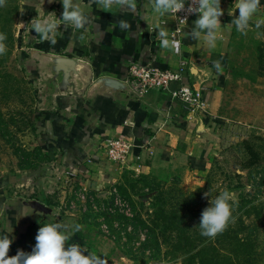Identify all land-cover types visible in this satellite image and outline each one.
<instances>
[{"label":"crops","instance_id":"obj_1","mask_svg":"<svg viewBox=\"0 0 264 264\" xmlns=\"http://www.w3.org/2000/svg\"><path fill=\"white\" fill-rule=\"evenodd\" d=\"M73 2L94 17L93 23L80 30L61 24L57 43L51 45L40 41L30 22L38 15L45 18L49 12L61 18V0H22L20 31L27 39L19 45L26 55L24 60L31 64L29 67L42 75L43 107L39 125L43 130L41 141L51 164L67 171L79 166L91 188L99 189L121 176L123 168L106 155L104 144L108 137L125 135L147 145L138 152L141 158L132 162L134 171H153L181 164L198 167L203 164L206 152L205 131L212 128L218 131L216 125L230 121L233 105L228 106L224 97L232 81L241 78L250 81L249 87L254 90L251 92L261 94L263 91L264 95V79L259 78L257 89L253 80L258 77L254 71L237 75L232 68L237 55L243 54L244 42L255 49L262 40L257 37L254 21L264 15V0H260L261 9L248 30L250 38L244 42L238 39L241 33L235 26L223 27L234 18L229 11H235V0H221L224 15L220 17L221 38L215 48L207 46L203 36L195 40L189 35L198 17L184 25V54L192 62L195 79L204 80L207 85L209 113L205 116L188 113L179 100L172 98L170 90H152L143 97H134L126 81L130 65L149 57L161 66L178 65V56L160 48L156 38L157 24L169 32L175 26V18L170 13L164 16L155 13L151 0H135L134 11L119 7L104 10L91 0ZM235 15L238 17V9ZM120 20L127 21L129 27L122 30ZM62 59H69L70 63L65 64ZM216 61L220 62L222 74L214 67ZM257 61L256 54L252 64ZM53 167L48 168L49 171L52 172ZM43 174L45 171H41ZM19 178L21 186L29 181L27 173L21 172ZM5 187L0 186V236L8 235L13 241L8 256H14L18 250L31 252L37 231L45 223L74 224L72 217L66 218L53 210L61 206L60 202L45 201L38 194L39 199L9 197ZM67 243H78L97 255V250L91 248L79 232Z\"/></svg>","mask_w":264,"mask_h":264},{"label":"rangeland","instance_id":"obj_2","mask_svg":"<svg viewBox=\"0 0 264 264\" xmlns=\"http://www.w3.org/2000/svg\"><path fill=\"white\" fill-rule=\"evenodd\" d=\"M21 10L22 0H6L0 7V32L7 36L6 52L0 55V186H6L8 196L39 199L38 194L45 201L60 202L53 210L72 217L73 225H82L79 233L107 264H264L263 91L251 92L250 81L243 78L232 81L224 97L228 106L233 105L230 121L216 125L218 131H205L201 166L134 171L130 164L119 179L91 188L83 169L53 167L44 149L39 125L42 75L29 67L20 48L27 39L20 31ZM257 31L264 34V26ZM249 38L247 33L238 39ZM260 38L255 49L244 42L243 54L237 55L232 67L237 75L254 71L257 89L259 78L264 79V35ZM256 54L258 61L252 64ZM247 142L252 149L245 146ZM21 172L27 173L28 186L20 185ZM121 184L127 193L118 190L131 205L132 216L106 210L113 187ZM159 189L167 192L165 206L170 213L173 208L183 217L184 229L155 224L162 203L157 199ZM224 190L234 194L230 201L234 222L214 239L204 237L198 227L201 214ZM205 192L210 196L205 198Z\"/></svg>","mask_w":264,"mask_h":264},{"label":"clouds","instance_id":"obj_3","mask_svg":"<svg viewBox=\"0 0 264 264\" xmlns=\"http://www.w3.org/2000/svg\"><path fill=\"white\" fill-rule=\"evenodd\" d=\"M63 12L61 18H57L54 12H49L45 18H37L31 20V28L35 31L40 41H48L51 45L57 43V30L61 24L66 28L71 26L74 30L85 29L86 25L93 23L94 17L86 14L84 10L73 0H61ZM153 10L160 16L168 13L177 14L185 10V0H151ZM104 10H111L113 7L121 9L135 10V0H91ZM6 5V0H0V7ZM235 11L238 9V17L235 11L230 10L229 15L233 16L231 23L225 28L231 29L235 26L237 32L247 35L251 27V22L261 9L260 0H235ZM190 14H198V18L194 21V28L189 35L192 39L199 40L203 36V40L210 48L216 47V42L220 37V29L222 27L220 17L224 15L221 8V0H191V4L187 8ZM187 22L186 19H181ZM119 27L127 29L129 24L127 21H118ZM255 29L259 30L264 26V17L256 18L254 21ZM159 29L156 38L159 40V47L180 52L181 42L175 39V35L169 38V31L156 25ZM264 35L257 32V37ZM7 39L5 33L0 32V55L6 52L4 41ZM81 39L84 37L81 35ZM214 67L218 73L222 74L220 62H214ZM185 91H187L185 89ZM209 192L204 193V197H209ZM234 194L228 190L220 192L219 195L209 200L210 206L205 208L201 214V221L198 225L200 235L214 239L218 234H222L231 222H234L233 204ZM82 225H69L67 223H45L39 227L35 236V245L31 252L18 250L14 256H8L12 239L8 235L0 236V264H107V261L101 259L94 252L89 253L85 247H81L78 243L68 244L75 232L82 229ZM84 252H88L84 255Z\"/></svg>","mask_w":264,"mask_h":264},{"label":"built area","instance_id":"obj_4","mask_svg":"<svg viewBox=\"0 0 264 264\" xmlns=\"http://www.w3.org/2000/svg\"><path fill=\"white\" fill-rule=\"evenodd\" d=\"M190 4L191 0H185L184 11L177 14L170 13L176 23L169 32V38L171 39L174 34L175 39L181 42L180 52L173 51L179 58L178 65L176 67L161 66L156 64L152 57H149L144 62H134L130 65L129 77L126 81L134 97H143L152 90H170L172 98L179 100L188 113L194 116H205L209 113V101L205 94L207 91L206 82L195 79V75L191 71L192 62L183 51V27L191 18L198 17V14L187 12ZM181 19H186L187 22H182ZM104 145L108 159L122 168H129L132 162L140 159L139 150L145 149L147 146L138 142L137 139L125 135L108 137ZM111 195L112 201L106 208L107 212L132 216L131 205L121 195L118 187H113Z\"/></svg>","mask_w":264,"mask_h":264},{"label":"trees","instance_id":"obj_5","mask_svg":"<svg viewBox=\"0 0 264 264\" xmlns=\"http://www.w3.org/2000/svg\"><path fill=\"white\" fill-rule=\"evenodd\" d=\"M245 146L249 149H252L249 142H247L245 144ZM118 188L123 193H127V190L124 188V186L122 184L119 185ZM166 194H167L166 191L159 189V194L157 196V199H159L162 203H161V205H159V212H157L155 214L156 215V218L154 220L155 224L158 226V224H159L158 221H160L163 224V226H165L166 228H169V230H174L175 228L184 229V227H182V224L184 223L183 217L180 216L179 213H177L176 209H173V208H171V210H173V212L170 213V211L165 206L166 205L165 201L167 199V197L165 196ZM168 211H169V213H167ZM166 214H168V215H166ZM141 221L144 223V225H146L143 220H141Z\"/></svg>","mask_w":264,"mask_h":264},{"label":"water","instance_id":"obj_6","mask_svg":"<svg viewBox=\"0 0 264 264\" xmlns=\"http://www.w3.org/2000/svg\"><path fill=\"white\" fill-rule=\"evenodd\" d=\"M63 60V63H65V64H69L70 63V60L69 59H62ZM131 92V94H132V91H130ZM133 96V95H132Z\"/></svg>","mask_w":264,"mask_h":264}]
</instances>
